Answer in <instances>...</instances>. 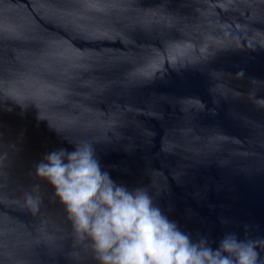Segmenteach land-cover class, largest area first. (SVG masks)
<instances>
[{"label": "water", "instance_id": "95a60500", "mask_svg": "<svg viewBox=\"0 0 264 264\" xmlns=\"http://www.w3.org/2000/svg\"><path fill=\"white\" fill-rule=\"evenodd\" d=\"M76 144L194 240H264V0H0V248L15 264H98L35 171Z\"/></svg>", "mask_w": 264, "mask_h": 264}, {"label": "clouds", "instance_id": "9594fccd", "mask_svg": "<svg viewBox=\"0 0 264 264\" xmlns=\"http://www.w3.org/2000/svg\"><path fill=\"white\" fill-rule=\"evenodd\" d=\"M35 171L91 242L98 264H262L264 240L227 233L215 248L204 237L194 240L145 189L117 184L103 171L91 144L52 151ZM25 203L37 211L39 197L27 192Z\"/></svg>", "mask_w": 264, "mask_h": 264}]
</instances>
